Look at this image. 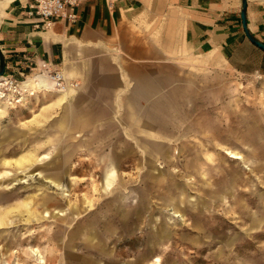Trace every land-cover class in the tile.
<instances>
[{
  "label": "rangeland",
  "instance_id": "374dc122",
  "mask_svg": "<svg viewBox=\"0 0 264 264\" xmlns=\"http://www.w3.org/2000/svg\"><path fill=\"white\" fill-rule=\"evenodd\" d=\"M24 77L0 89V264H264V75L237 73L134 113L122 105L118 117L106 98L69 97L73 112L101 117L76 125L87 134L72 149L98 134L112 184L91 146L69 151L53 104L62 93L19 92ZM106 199L136 214L122 224Z\"/></svg>",
  "mask_w": 264,
  "mask_h": 264
},
{
  "label": "crops",
  "instance_id": "0c3cea01",
  "mask_svg": "<svg viewBox=\"0 0 264 264\" xmlns=\"http://www.w3.org/2000/svg\"><path fill=\"white\" fill-rule=\"evenodd\" d=\"M33 1L0 0L3 77L27 74L26 86H35L38 80L45 87L42 91L62 93L53 104L60 106L55 120L68 131L69 151L75 154L91 146L89 153L100 154L99 167L108 184L115 180L116 166L96 145L98 134L82 137L84 148L81 144L72 149V139L87 134L76 125L95 126L101 117L73 112L76 105L69 97L106 98L118 117L122 105L134 113L146 102L162 103L164 98L165 103H177L176 98L189 89L226 85L237 73L264 75V49L243 30L241 0H83L76 21L56 18L49 24L28 14ZM246 18L252 36L264 42V0H247ZM45 74L53 83L70 82L75 87L54 88ZM128 151L134 155V150ZM54 168L46 173L57 180L60 172ZM48 196H43L47 207L54 202V195ZM105 203L109 209L118 205L113 210L122 224L138 209L121 208V199Z\"/></svg>",
  "mask_w": 264,
  "mask_h": 264
},
{
  "label": "built area",
  "instance_id": "2783aa9c",
  "mask_svg": "<svg viewBox=\"0 0 264 264\" xmlns=\"http://www.w3.org/2000/svg\"><path fill=\"white\" fill-rule=\"evenodd\" d=\"M82 1L83 0H34L29 5L28 14L38 15L48 24L51 20L56 18H65L74 22L78 19L77 7ZM56 75L58 74H53V80ZM53 84L56 86L65 85L64 82L60 83L58 81H55Z\"/></svg>",
  "mask_w": 264,
  "mask_h": 264
},
{
  "label": "bare ground",
  "instance_id": "6f19581e",
  "mask_svg": "<svg viewBox=\"0 0 264 264\" xmlns=\"http://www.w3.org/2000/svg\"><path fill=\"white\" fill-rule=\"evenodd\" d=\"M36 73H39V74H41V72L40 71H37ZM45 76H46V78H48L49 80H50V78H49V76H47L46 74H45ZM52 83H53V81L52 80H50ZM6 83H8L7 81H6V79L4 78V77H0V89H1V86L2 85H5ZM34 84H35V86H26L25 85V77H24V86H23V83H22V80L21 81H19L18 83H17V85H16V89L19 91V92H21V90H24V93L26 94H34L35 92H37V91H40V90H43V89H45V87L44 86H41L40 84H39V82H38V80H34V82H33ZM54 85V84H53ZM63 85H59L57 88H60V87H62ZM6 94L4 93V92H2L1 90H0V97H4ZM230 156L231 157H233V158H242V156L241 155H239L238 153H236V152H231V154H230ZM43 158H49V155H47V154H43ZM47 181L49 182V184L51 185V186H55V187H59V184L54 180V179H52V178H47ZM107 187V186H106ZM63 188V187H62ZM107 189V188H106ZM36 251V250H35ZM37 253V252H36ZM11 256V255H10ZM37 264H47V261L46 260H44V259H42V260H39L38 262H37Z\"/></svg>",
  "mask_w": 264,
  "mask_h": 264
},
{
  "label": "water",
  "instance_id": "95a60500",
  "mask_svg": "<svg viewBox=\"0 0 264 264\" xmlns=\"http://www.w3.org/2000/svg\"><path fill=\"white\" fill-rule=\"evenodd\" d=\"M246 11H247V0H241L240 18H241L243 30L251 42H253L256 46L260 47L261 49H264V42L254 38L250 33V31L248 30ZM4 71H5L4 58L0 51V77L4 75Z\"/></svg>",
  "mask_w": 264,
  "mask_h": 264
}]
</instances>
